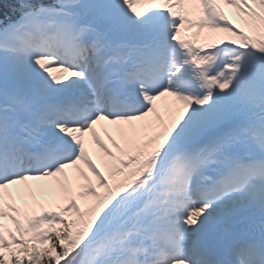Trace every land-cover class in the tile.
<instances>
[{
  "label": "snow or ice",
  "instance_id": "1",
  "mask_svg": "<svg viewBox=\"0 0 264 264\" xmlns=\"http://www.w3.org/2000/svg\"><path fill=\"white\" fill-rule=\"evenodd\" d=\"M3 2L0 264H264V0Z\"/></svg>",
  "mask_w": 264,
  "mask_h": 264
},
{
  "label": "trees",
  "instance_id": "2",
  "mask_svg": "<svg viewBox=\"0 0 264 264\" xmlns=\"http://www.w3.org/2000/svg\"><path fill=\"white\" fill-rule=\"evenodd\" d=\"M7 3H15V0H7ZM4 13L10 14V9L4 4L3 0H0V16H2Z\"/></svg>",
  "mask_w": 264,
  "mask_h": 264
},
{
  "label": "rangeland",
  "instance_id": "3",
  "mask_svg": "<svg viewBox=\"0 0 264 264\" xmlns=\"http://www.w3.org/2000/svg\"><path fill=\"white\" fill-rule=\"evenodd\" d=\"M226 7V10L228 9V7L227 6H225ZM234 11H232V12H230V14L231 13H233ZM192 31H194V29H186V30H184V33L185 34H189V33H191ZM115 150V149H114Z\"/></svg>",
  "mask_w": 264,
  "mask_h": 264
},
{
  "label": "bare ground",
  "instance_id": "4",
  "mask_svg": "<svg viewBox=\"0 0 264 264\" xmlns=\"http://www.w3.org/2000/svg\"><path fill=\"white\" fill-rule=\"evenodd\" d=\"M234 9L228 8L227 11L230 13L232 12Z\"/></svg>",
  "mask_w": 264,
  "mask_h": 264
}]
</instances>
